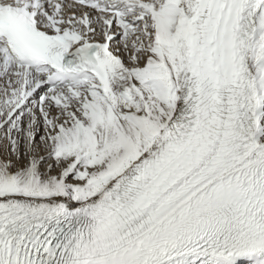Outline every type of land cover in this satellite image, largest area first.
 Wrapping results in <instances>:
<instances>
[{
    "label": "snow or ice",
    "instance_id": "1",
    "mask_svg": "<svg viewBox=\"0 0 264 264\" xmlns=\"http://www.w3.org/2000/svg\"><path fill=\"white\" fill-rule=\"evenodd\" d=\"M0 264H264V0H0Z\"/></svg>",
    "mask_w": 264,
    "mask_h": 264
}]
</instances>
